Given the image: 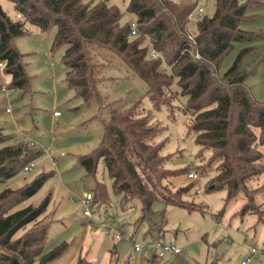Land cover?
Instances as JSON below:
<instances>
[{
  "label": "trees",
  "instance_id": "1",
  "mask_svg": "<svg viewBox=\"0 0 264 264\" xmlns=\"http://www.w3.org/2000/svg\"><path fill=\"white\" fill-rule=\"evenodd\" d=\"M9 1L13 2L17 19L0 4V63L3 73L11 77L10 87L23 93L30 89L24 54L14 42L28 32L27 23L44 31L56 28L53 48H64L66 80L86 104L107 102L108 96L101 90L106 65L97 60L106 58L105 51L117 55L128 70L144 80L156 106L176 96L171 87L177 77L182 93L188 96L190 128L198 133L200 151H211L207 164L218 162V172L209 179L206 190L226 188V203L241 194L249 196L248 181L264 172L260 149L264 145V103L252 97L247 85L249 76L257 71L256 55L261 46H245L223 75L219 71L236 41L262 35L241 27L248 18V7L258 0H216L214 13L197 22L195 33H191L189 25L197 1L129 0L127 11L135 16L138 25L134 36L130 24L122 21L121 9L106 0ZM196 52L199 58L194 56ZM137 105L111 109L104 120L100 145L80 156L87 175L96 177L102 161L123 201H141V219L152 218L155 201L197 209L183 198L191 185L174 189L169 180L185 171L189 178H195L189 176L192 170L164 166L162 143L148 140L160 126L150 122L148 114L138 112ZM13 139L14 135L0 126V184L27 170L45 151L28 138ZM53 175L52 170L41 172L19 187L0 191V264H49L61 256L60 246L44 251L49 238L46 212L51 195L37 204L20 207ZM92 195V204H107L110 200L102 181L96 182ZM250 212L251 204L244 203L238 214L243 217ZM148 247L155 250L153 245ZM159 258L163 257L156 252L150 264H160ZM76 264L96 263L79 257Z\"/></svg>",
  "mask_w": 264,
  "mask_h": 264
},
{
  "label": "rangeland",
  "instance_id": "2",
  "mask_svg": "<svg viewBox=\"0 0 264 264\" xmlns=\"http://www.w3.org/2000/svg\"><path fill=\"white\" fill-rule=\"evenodd\" d=\"M106 1L121 9L124 23L135 19L127 11L129 0ZM194 1L197 8L191 16V33L197 31V22L203 16L214 13L216 2ZM0 4L17 19L13 2L0 0ZM199 7L203 12H198ZM247 15L241 27L262 35L236 41L219 74L223 75L232 66L242 48L261 46L256 55L257 71L249 76L247 85L252 97L264 103V0L248 7ZM27 29L14 42L24 54L31 78L30 89L23 93L19 88L10 87V75L0 70L4 74V80L0 79V126L14 135L13 141L28 138L45 151L29 169L2 182L0 191L19 187L41 172L54 171L34 196L20 204V207L37 204L51 195L46 212L50 220L49 238L44 251L60 246L63 252L49 264H76L79 257L96 264H149L156 252L148 246L156 240L180 248L179 254L169 253L159 258L160 264H242L249 256L248 264H264V172L248 181L249 196L241 194L228 203L226 188L206 190L209 179L218 172V162L207 164L211 151H200L201 146L196 142L198 133L190 128L188 96L182 93L177 77L171 87L176 96L169 103L156 106L144 80L128 70L117 55L105 51L106 58L97 60L106 65L101 90L108 96L107 102L99 105L95 100L86 104L66 80L64 48H53L56 28L44 31L38 25L27 23ZM131 103H137V111L148 114L149 121L160 126L148 140L162 143L161 153L166 156L164 166L197 173L195 178H189L185 171L169 179L174 189L191 185L183 198L197 205V209L155 201L152 218L141 219V201H123L102 161L96 177L87 175L80 156L100 145L105 132L104 120L111 109ZM7 107L11 112H7ZM55 111L61 116L55 117ZM260 149L264 154V145ZM97 181L106 184L110 200L107 204L93 203L90 207L93 217L88 218L81 199L87 192L93 194ZM244 203L251 204L253 212L241 217L238 212ZM135 243L146 248L138 251ZM254 247L259 253L252 255Z\"/></svg>",
  "mask_w": 264,
  "mask_h": 264
},
{
  "label": "built area",
  "instance_id": "3",
  "mask_svg": "<svg viewBox=\"0 0 264 264\" xmlns=\"http://www.w3.org/2000/svg\"><path fill=\"white\" fill-rule=\"evenodd\" d=\"M203 8L202 7H199L198 8V12H203ZM132 28V33H131V36H134L137 34V21L136 19L134 20H131L130 22H128ZM189 38L195 42V39L192 35L189 36ZM151 54L153 56H157V52L156 51H152ZM195 57L199 58L200 57V54L198 52H196L194 54ZM3 68V63H0V70ZM0 79L4 80V74L0 71ZM7 112H11V108L10 107H7ZM54 114L57 116V115H60V112L59 111H55ZM31 167V165L27 166L26 169H29ZM190 177H196V173H194L193 171L190 172L189 174ZM92 199H93V195L92 193L90 192H87L85 193L83 196H82V202L84 204V213L86 216H88V218H92L93 217V213L90 209L91 205H92ZM92 221V220H90ZM110 231V229H109ZM116 235L117 237L120 236L119 232L116 230ZM146 247V246H145ZM145 247H143V245L139 244V243H135V249L138 250V251H141L143 250ZM153 247L155 248V251L157 252L158 256L159 257H164L166 254H179L180 253V248L178 247H175L173 245H169V244H166V243H162V242H159L157 241L155 244H153ZM258 250L257 248H252L251 249V254L254 255V254H258ZM262 253L264 254V250L262 251ZM251 260V256L247 257V259H244L242 261V264H248V262Z\"/></svg>",
  "mask_w": 264,
  "mask_h": 264
},
{
  "label": "crops",
  "instance_id": "4",
  "mask_svg": "<svg viewBox=\"0 0 264 264\" xmlns=\"http://www.w3.org/2000/svg\"><path fill=\"white\" fill-rule=\"evenodd\" d=\"M135 19H136V18H135ZM64 68H65V67H64ZM10 78H11V77H10ZM54 116H55V117H59V116H61V113H60V115H57V116L54 114ZM149 264H150V261H149Z\"/></svg>",
  "mask_w": 264,
  "mask_h": 264
}]
</instances>
